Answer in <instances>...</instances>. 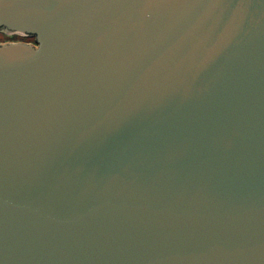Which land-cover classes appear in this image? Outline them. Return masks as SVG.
<instances>
[{"label":"water","instance_id":"water-1","mask_svg":"<svg viewBox=\"0 0 264 264\" xmlns=\"http://www.w3.org/2000/svg\"><path fill=\"white\" fill-rule=\"evenodd\" d=\"M0 264H264V0H0Z\"/></svg>","mask_w":264,"mask_h":264},{"label":"rangeland","instance_id":"rangeland-1","mask_svg":"<svg viewBox=\"0 0 264 264\" xmlns=\"http://www.w3.org/2000/svg\"><path fill=\"white\" fill-rule=\"evenodd\" d=\"M33 39V38H32ZM27 37L21 36L19 34H5L0 32V45L10 44V43H27Z\"/></svg>","mask_w":264,"mask_h":264},{"label":"built area","instance_id":"built-area-1","mask_svg":"<svg viewBox=\"0 0 264 264\" xmlns=\"http://www.w3.org/2000/svg\"><path fill=\"white\" fill-rule=\"evenodd\" d=\"M4 33H7V32H5V31H3ZM32 41V40H31ZM31 41H28L26 44H33L34 46H36L37 45V43H36V40H35V38L33 37V42H31Z\"/></svg>","mask_w":264,"mask_h":264},{"label":"flooded vegetation","instance_id":"flooded-vegetation-1","mask_svg":"<svg viewBox=\"0 0 264 264\" xmlns=\"http://www.w3.org/2000/svg\"><path fill=\"white\" fill-rule=\"evenodd\" d=\"M26 37H27V40H32L31 42H33L32 36H26Z\"/></svg>","mask_w":264,"mask_h":264},{"label":"crops","instance_id":"crops-1","mask_svg":"<svg viewBox=\"0 0 264 264\" xmlns=\"http://www.w3.org/2000/svg\"><path fill=\"white\" fill-rule=\"evenodd\" d=\"M3 30H5V29L0 30V32H3ZM5 34H11V33H5Z\"/></svg>","mask_w":264,"mask_h":264},{"label":"trees","instance_id":"trees-1","mask_svg":"<svg viewBox=\"0 0 264 264\" xmlns=\"http://www.w3.org/2000/svg\"><path fill=\"white\" fill-rule=\"evenodd\" d=\"M28 41H31V40H28Z\"/></svg>","mask_w":264,"mask_h":264}]
</instances>
